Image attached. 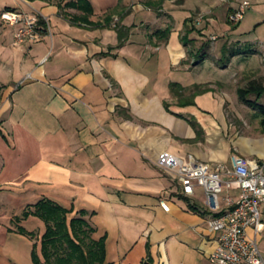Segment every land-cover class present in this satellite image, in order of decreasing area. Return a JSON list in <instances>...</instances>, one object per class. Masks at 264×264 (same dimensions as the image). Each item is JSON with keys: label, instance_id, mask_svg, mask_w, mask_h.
<instances>
[{"label": "crops", "instance_id": "0c3cea01", "mask_svg": "<svg viewBox=\"0 0 264 264\" xmlns=\"http://www.w3.org/2000/svg\"><path fill=\"white\" fill-rule=\"evenodd\" d=\"M69 1L0 0L2 11L36 13L48 25L42 39L16 44L14 27L0 20V191L21 203L0 201V264H34L33 244L40 251L45 222L17 217L45 197L73 208L70 217L90 213L94 236L107 235L109 264H143L149 254L153 264H214L203 189L189 196L196 205L190 208L179 196V180L156 161L163 151L214 167L230 165L234 154L263 159L261 119L253 129L242 119L240 129L231 122L221 80L174 82V71L193 73L203 59L190 58L181 40L194 10L188 1L166 0L152 9L144 0H120L95 8L88 22L70 20L82 11ZM242 1L231 0V12ZM250 1L242 21L217 26L227 36L218 46L247 48L246 58L260 57L257 70L264 72V0ZM168 26L169 38L155 34ZM118 28L124 45L104 54L118 44ZM251 68L249 80L262 76ZM175 83L183 86L178 93L196 95L195 103L176 96ZM188 118L199 123L200 134ZM228 193L237 198L240 190ZM261 210L264 220V204ZM258 240L264 255V231Z\"/></svg>", "mask_w": 264, "mask_h": 264}, {"label": "built area", "instance_id": "2783aa9c", "mask_svg": "<svg viewBox=\"0 0 264 264\" xmlns=\"http://www.w3.org/2000/svg\"><path fill=\"white\" fill-rule=\"evenodd\" d=\"M250 6V0H243L229 19L233 23L242 21ZM0 18L14 27L16 44L38 41L43 37L40 15L36 13L7 8ZM156 164L179 180L185 195L194 196L198 187L203 189L206 223L215 243L210 254L214 264H264L258 240V235L264 231L261 210L264 204V158L250 159L234 154L230 165L220 163L214 167L193 157L186 159L163 151ZM225 189L226 207L221 200ZM231 189L240 190L237 198L228 193ZM162 205L169 210L167 203L162 202ZM250 230L254 234H250Z\"/></svg>", "mask_w": 264, "mask_h": 264}, {"label": "trees", "instance_id": "16d2710c", "mask_svg": "<svg viewBox=\"0 0 264 264\" xmlns=\"http://www.w3.org/2000/svg\"><path fill=\"white\" fill-rule=\"evenodd\" d=\"M166 0H148V6L154 8H161ZM182 2V1H180ZM69 7H76L82 11V15H71L69 18L72 22L77 20L88 22L90 16L94 13V7L90 0H72L67 3ZM234 12V11H233ZM231 12V13H233ZM230 13V14H231ZM111 17L109 15V21ZM192 17L185 20V26H189L192 22ZM231 21V20H230ZM232 22V21H231ZM233 23V22H232ZM41 32L47 33V23L40 16ZM192 26V25H191ZM196 28L185 27V32L181 35V40L185 46L191 42L190 34ZM119 42L116 46H110L109 52L124 45L125 40L122 29L118 28ZM172 33V27L168 26L164 29H159L155 34L159 38H169ZM242 47L226 45L222 49V57L219 63L222 66H227L234 56L242 53ZM204 58V56H203ZM176 87L183 89V86L175 83L173 84V92L180 99L190 98L189 103H195L194 97L191 95L186 97L183 93H178ZM4 86L0 84V97ZM239 99L247 106L255 109L261 117V127L264 132V81L261 77L248 80V82L240 86L237 90ZM168 106V105H167ZM189 122L197 129L200 134L201 127L199 123L193 119L188 118ZM180 198L189 203L190 208H195V204L191 202L189 196L180 193ZM205 210V209H204ZM73 208H67L49 198H42L34 205L27 207L23 213L17 217V220L26 219L31 215L41 218L46 225V231L41 238L40 251L38 243L33 244L32 260L34 264H109L107 261V235L96 238L94 236L96 227L87 218L90 213L86 210L79 211L78 215L70 217ZM207 210L204 211L206 213ZM18 231L21 234L27 235L30 238H35V231H28L22 226H18ZM143 264H153L152 256L143 261Z\"/></svg>", "mask_w": 264, "mask_h": 264}, {"label": "rangeland", "instance_id": "374dc122", "mask_svg": "<svg viewBox=\"0 0 264 264\" xmlns=\"http://www.w3.org/2000/svg\"><path fill=\"white\" fill-rule=\"evenodd\" d=\"M90 1L94 9L99 7L100 8L111 7L114 3L117 5L120 3V0H90ZM175 1L177 2L188 1L186 6L192 7L194 9L190 16L193 19L192 22L190 23L189 26H185L186 28H191L192 26L196 28V30L190 34V39L192 40L188 44L189 49L191 51L189 57L191 58L194 56L196 57V59L197 58L202 59L204 56V58L200 61L197 69H195L198 71L194 70L193 73H189V74L188 72L186 73L184 72L182 74L181 72L174 71V73H172L173 74L172 78L174 82L178 80H184L185 82L187 80H192V82L193 80L195 81H200V80L209 81V79L221 80L227 86L225 89L227 93L226 95H224V99L226 101L225 109L228 119L234 123L238 122L239 129L241 127L240 119H242V121H247L252 129L254 127L257 128L258 121L261 119V117L258 115V112L255 109H252L251 107L241 102L237 90L240 86L245 85L249 80L248 73L246 72L248 66L253 67L251 68L253 70L256 69L255 70L256 74L262 75L259 77H261L264 81V74H261L264 72H261V70L259 71L257 70V68L258 69L261 68L260 67L262 65L260 61L261 58L257 56L255 57L256 60H254L253 63H251L246 58L247 48H241L242 51L241 55L239 56V58L235 60V62L232 65H230L227 68H222V69L219 68L220 67L219 59L220 57H222V51L218 45L224 42L222 40H224L227 36L224 32H222L223 30L217 26L221 25L224 22L225 27L227 29L232 27V24L228 23L229 22L228 15H230V12L233 10V8L229 7L231 0H175ZM144 5L149 7L148 0H144ZM150 8L154 9V7H150ZM1 11L2 10L0 9V15H1ZM248 15L249 12H247L246 16ZM113 21L115 23L114 25H116L119 23L120 19L119 17H116ZM243 26H241V28H243ZM183 32H185V28ZM226 43H227L226 45L228 44L230 45L228 41ZM197 73L199 74V77H197L196 75ZM235 73H237V75ZM261 101L264 102V98ZM224 192L225 193L227 192L226 189ZM6 195H8L7 192L0 191L1 202L4 203L10 202L11 204L14 203V205L19 203V202H13V199L11 200L10 198L3 199L2 197ZM23 251L27 252L25 249H23ZM27 259L30 260V262L32 263L30 254L27 256Z\"/></svg>", "mask_w": 264, "mask_h": 264}]
</instances>
